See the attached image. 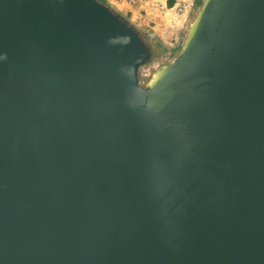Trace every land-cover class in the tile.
Masks as SVG:
<instances>
[{
  "label": "water",
  "instance_id": "obj_1",
  "mask_svg": "<svg viewBox=\"0 0 264 264\" xmlns=\"http://www.w3.org/2000/svg\"><path fill=\"white\" fill-rule=\"evenodd\" d=\"M153 59L105 0H0V264H264V0Z\"/></svg>",
  "mask_w": 264,
  "mask_h": 264
},
{
  "label": "crops",
  "instance_id": "obj_2",
  "mask_svg": "<svg viewBox=\"0 0 264 264\" xmlns=\"http://www.w3.org/2000/svg\"><path fill=\"white\" fill-rule=\"evenodd\" d=\"M111 2L118 10L127 14L130 19L137 24L147 34H155L157 37L163 39L165 43H179V36L181 32L188 26L189 16L193 8L190 10L188 16L176 13L171 15L169 9H160L151 7L150 2L153 0H139L135 5H131L124 0H107ZM161 3L169 5V0H159ZM196 4V3H195ZM172 9V7H170ZM170 37L171 41H167L164 37Z\"/></svg>",
  "mask_w": 264,
  "mask_h": 264
},
{
  "label": "rangeland",
  "instance_id": "obj_3",
  "mask_svg": "<svg viewBox=\"0 0 264 264\" xmlns=\"http://www.w3.org/2000/svg\"><path fill=\"white\" fill-rule=\"evenodd\" d=\"M107 1V0H106ZM107 2H109V1H107ZM111 3V2H110ZM199 5L197 4V2H196V4H195V7H194V9L192 10V13L190 14V16H189V21H188V24H189V22H190V20L192 19V17H193V15H194V13H195V10H196V8L198 7ZM170 11H171V15L172 16H174L177 12H176V10L174 9V8H172V9H170V8H168ZM145 32V31H144ZM185 32H186V28L183 30V32H181V34H180V36H179V43H181L182 42V40H183V38H184V35H185ZM146 33V32H145ZM147 34V33H146ZM148 36H150V38H154L155 40H158V41H160L161 43H162V45L163 46H165V47H167V49H168V52H166V54L165 55H161V56H159V57H157V58H155L150 64H149V66H148V68H150L151 70H153L156 66H158V65H160V64H162V63H164V62H166V61H168L170 58H171V52L172 51H175V47L177 46V44H170V43H165L164 41H163V39H161L160 37H157L155 34H149ZM164 39L165 40H167V41H171V38L170 37H164ZM177 51H175V53H176ZM174 53V54H175ZM173 54V55H174ZM172 55V56H173Z\"/></svg>",
  "mask_w": 264,
  "mask_h": 264
},
{
  "label": "built area",
  "instance_id": "obj_4",
  "mask_svg": "<svg viewBox=\"0 0 264 264\" xmlns=\"http://www.w3.org/2000/svg\"><path fill=\"white\" fill-rule=\"evenodd\" d=\"M124 1L128 2L131 5H135L136 3H138L139 0H124ZM195 3H196V0H175L173 5L170 7L174 8L178 14L188 16L190 10L193 8ZM150 5L151 7L160 8V9L170 8L167 6V2L161 3L159 0H153L152 2H150ZM147 70H151V69L147 68Z\"/></svg>",
  "mask_w": 264,
  "mask_h": 264
},
{
  "label": "trees",
  "instance_id": "obj_5",
  "mask_svg": "<svg viewBox=\"0 0 264 264\" xmlns=\"http://www.w3.org/2000/svg\"><path fill=\"white\" fill-rule=\"evenodd\" d=\"M106 1V0H105ZM202 0H196L197 4L199 5L201 3ZM175 2V0H169V5L172 6L173 3ZM149 34H147L148 36ZM148 38L151 41V44L153 46V49L155 52H157V56H161V55H165L166 52H168L167 47L163 46L162 43L158 40H155L154 38H150V36H148ZM181 43H178L177 46L174 48L175 51H177L180 48ZM175 51L171 52V56L175 53Z\"/></svg>",
  "mask_w": 264,
  "mask_h": 264
},
{
  "label": "flooded vegetation",
  "instance_id": "obj_6",
  "mask_svg": "<svg viewBox=\"0 0 264 264\" xmlns=\"http://www.w3.org/2000/svg\"><path fill=\"white\" fill-rule=\"evenodd\" d=\"M157 55H159V54H157V52L154 51V59L157 58V57H159V56H157ZM154 59H153V60H154Z\"/></svg>",
  "mask_w": 264,
  "mask_h": 264
}]
</instances>
